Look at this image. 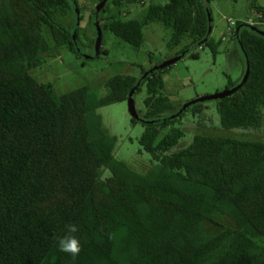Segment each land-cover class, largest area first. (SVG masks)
Instances as JSON below:
<instances>
[{
  "label": "trees",
  "instance_id": "16d2710c",
  "mask_svg": "<svg viewBox=\"0 0 264 264\" xmlns=\"http://www.w3.org/2000/svg\"><path fill=\"white\" fill-rule=\"evenodd\" d=\"M108 2L98 11L108 18L94 25L136 49L144 26L159 22L170 31L169 48L188 40L174 56L197 59L193 50L203 46L216 51L212 0L151 4L132 19H122L125 10L110 13ZM72 8L82 7L78 0H0V264H264V139L194 135L172 152L184 137V114H202L207 101L174 107L162 91L169 66L113 75L104 95L87 86L58 93L37 81L30 72L48 50L44 27L56 46L77 53L79 27L72 32L59 22ZM249 9L253 22L238 21L230 32L247 78L215 100L226 130H258L264 122V6L251 0ZM143 85L144 111L130 121L141 124L139 144L155 165L140 174L113 157L116 137L96 111ZM104 168L109 176L102 178ZM69 224L79 229L75 260L57 247ZM208 224L219 230L208 232Z\"/></svg>",
  "mask_w": 264,
  "mask_h": 264
},
{
  "label": "rangeland",
  "instance_id": "374dc122",
  "mask_svg": "<svg viewBox=\"0 0 264 264\" xmlns=\"http://www.w3.org/2000/svg\"><path fill=\"white\" fill-rule=\"evenodd\" d=\"M169 0H144L142 3H132L118 7L110 2L106 10L115 13L118 10L128 12L122 19L141 18L145 9L151 4H165ZM251 0H212L209 7L212 15V30L210 38L217 42L215 52L207 47H196L193 52L197 59L188 55L162 71L164 82L163 93L166 94L174 107H182L185 103L201 96L212 95L225 90L229 83H237L243 77L245 60L237 43L231 38L230 31L235 24L253 22L255 15L249 9ZM264 6V0H255ZM81 8L78 13L72 8L66 16L59 19L72 32L79 27V39L74 45L77 53L71 52L67 46H56L51 32L43 28V35L48 44V50L42 54L41 65L30 72L39 82H48L58 93H65L80 87H90L98 90L100 95L106 93L105 82L116 74H130L139 77L141 70L149 71L153 67L173 57L188 40L177 48H169L170 31L159 22H150L143 28V43L139 48L123 42L110 31L102 28L100 32V48L102 52L92 59L87 56L94 54L97 39L95 18L103 24L109 14L96 13L94 9L99 4L96 0H78ZM99 15V16H97ZM124 15V13H123ZM264 30V25H261ZM90 43V44H88ZM161 70V69H159ZM145 85L133 95L136 111L143 112ZM202 114L193 116L188 110L181 119L179 127L184 137L172 148L173 151L184 149L189 145L194 135H206L225 138H242L248 140L264 139V122L258 130L223 129L216 110V101L210 100L203 104ZM101 117L102 126L112 136L116 137L113 157L124 162L132 170L145 174L155 163L150 155L139 144L142 133L140 123L132 124L127 109V102H118L99 108L96 111ZM109 176L107 169H102L101 177ZM222 223L233 227L231 219L224 218ZM210 233L219 230L218 226L207 225Z\"/></svg>",
  "mask_w": 264,
  "mask_h": 264
},
{
  "label": "water",
  "instance_id": "95a60500",
  "mask_svg": "<svg viewBox=\"0 0 264 264\" xmlns=\"http://www.w3.org/2000/svg\"><path fill=\"white\" fill-rule=\"evenodd\" d=\"M105 2H106V0H102L96 6V8H95V17H96V13L103 8ZM95 23H96V18H95L94 24ZM96 28H97V39H96V45H95V52H94V54L87 56V58H89V59H92V58L96 57L97 54H98V50H99V45H100V29H99V27L97 25H96ZM259 33L262 34V35H264V32H262V31H259ZM73 38H74V36H73ZM179 59H180V56H174V57H172V58H170V59L162 62L161 64L153 67L152 69L149 70V72L151 73L154 70H159V69H163V68H165L167 66H170V65L176 63ZM146 74L147 73H145V75ZM247 75H248V69L245 68V72H244V75L242 77V82H244L246 80ZM239 86H240V84H238V85H236L234 87H231V88H226L225 90H223L221 92H217V93L212 94V95H206V96L198 97L196 99H193V100L185 103L181 107V109L183 110V109L187 108L188 106L193 105V104L198 103V102H204V101H210V100H217V99H221L223 97L229 96L230 94H232L233 92H235L238 89ZM135 90H136V87H134L128 93V97L126 99L127 109H128V112H129V115H130L131 118H133L135 120H140V117L138 116V113H137V111L135 109V105H134V101H133V97H132Z\"/></svg>",
  "mask_w": 264,
  "mask_h": 264
},
{
  "label": "clouds",
  "instance_id": "9594fccd",
  "mask_svg": "<svg viewBox=\"0 0 264 264\" xmlns=\"http://www.w3.org/2000/svg\"><path fill=\"white\" fill-rule=\"evenodd\" d=\"M66 229V234L57 239V247L60 252L69 254L75 260L81 252V243L73 234L79 229L76 224H69L66 226Z\"/></svg>",
  "mask_w": 264,
  "mask_h": 264
},
{
  "label": "crops",
  "instance_id": "0c3cea01",
  "mask_svg": "<svg viewBox=\"0 0 264 264\" xmlns=\"http://www.w3.org/2000/svg\"><path fill=\"white\" fill-rule=\"evenodd\" d=\"M227 30L231 32V28L230 27H228ZM244 72H245V66H244L243 74H244Z\"/></svg>",
  "mask_w": 264,
  "mask_h": 264
},
{
  "label": "flooded vegetation",
  "instance_id": "af4514ba",
  "mask_svg": "<svg viewBox=\"0 0 264 264\" xmlns=\"http://www.w3.org/2000/svg\"><path fill=\"white\" fill-rule=\"evenodd\" d=\"M113 3V2H112Z\"/></svg>",
  "mask_w": 264,
  "mask_h": 264
}]
</instances>
